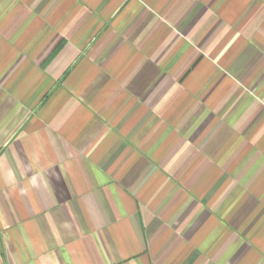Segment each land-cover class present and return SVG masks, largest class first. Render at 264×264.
I'll return each mask as SVG.
<instances>
[{"label":"crops","instance_id":"0c3cea01","mask_svg":"<svg viewBox=\"0 0 264 264\" xmlns=\"http://www.w3.org/2000/svg\"><path fill=\"white\" fill-rule=\"evenodd\" d=\"M0 264H264V0H0Z\"/></svg>","mask_w":264,"mask_h":264}]
</instances>
